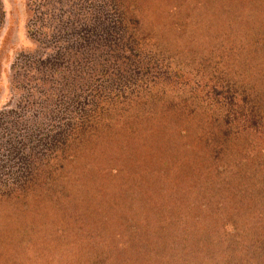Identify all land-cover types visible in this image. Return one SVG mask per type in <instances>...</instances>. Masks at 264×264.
I'll list each match as a JSON object with an SVG mask.
<instances>
[{
    "label": "rangeland",
    "instance_id": "obj_1",
    "mask_svg": "<svg viewBox=\"0 0 264 264\" xmlns=\"http://www.w3.org/2000/svg\"><path fill=\"white\" fill-rule=\"evenodd\" d=\"M74 1L0 0V264H261L264 0H157L126 60L97 29L85 64L69 18L100 4Z\"/></svg>",
    "mask_w": 264,
    "mask_h": 264
},
{
    "label": "trees",
    "instance_id": "obj_2",
    "mask_svg": "<svg viewBox=\"0 0 264 264\" xmlns=\"http://www.w3.org/2000/svg\"><path fill=\"white\" fill-rule=\"evenodd\" d=\"M145 1L149 2V4L144 5L143 3ZM73 3L74 4L77 3L80 5H82V3H83V4L88 5V7L91 6L92 4L93 5L94 4H100V9L97 12L82 11V14H79L78 10H76V12H75V10L72 8V5H71L70 8H72V12H74V14H71L72 17L69 18V21L72 22L71 25H73L72 26L73 28L80 29V34H79V36L75 35V38H74L75 43L73 42L74 44L72 43L71 46L65 47L67 54L64 52V54L61 55L60 53H61L62 48H57V50L59 51L58 54L61 55L62 57H64L63 55L71 54V57H69L70 59H74V62L77 61V59H82V61H84V64H85V59H88L89 56H92L91 53L89 52V49H88L90 46L89 42L91 40L88 38H90V36H92L91 33L97 29H100L101 31H103V33H100V32L95 33L96 34L95 39L100 40V44H101V46L98 45V47L100 46V47H102V49L105 48L106 53H110L112 56L114 55V53L117 56V53H118V56L121 55L123 57V59L126 60V58H125L126 53L127 52L130 53L134 49V47L132 46L133 41L131 39V34L133 33L132 29H136L140 25H143L142 19L145 20L148 16V13H150V12L152 13L151 10L146 12L147 7H151V9L154 11V9L157 7L155 4H157V5L161 4V3H158L157 0H76ZM85 8H86V6H85ZM99 18H104V19H103V21H99ZM88 21H89V24H88ZM97 24H99L101 26L103 25L102 28H101V26H100V28H98ZM91 25H92V27H90ZM83 29L86 31V34H88V37L86 36V34H84ZM75 46H76V48H74ZM49 55H51V54H49ZM79 56H81V58H79ZM44 57H47V55ZM119 58H120V56H119ZM60 59H62V58H60ZM79 62L83 64V62H81V61H79ZM76 71H78V70H76ZM181 72H179L178 69L175 71V73L176 74L178 73V75H180ZM236 76L237 75L233 76V80L235 79ZM75 78H76V76H75ZM166 80L168 82H170L169 78L163 76L162 78H159L158 84L164 82L165 88H166L169 86L167 84ZM71 81H73V82H71ZM71 81H69L68 76H66V80L64 79V84L68 86L69 84L72 85L71 83H76L75 79H72ZM152 96L151 95L150 96H146V95L136 96V95H134L132 98V101H129V103L126 105V107L128 109L132 103H134V104L136 103V105H139L138 107L141 106V109L136 108L137 110H140V111L142 110L141 113H136V110H134L135 115L140 114L139 116H137L138 117L137 119H141L142 115L144 113H146V112H144L146 110L149 111L152 109V110H154V112L158 111V112H161L164 114L167 112V109H171L172 107L173 108L175 107V105L173 104V102H171V100H167L166 97L164 99L163 98L164 96H162V95H152ZM112 99H113V97L112 98L111 97H105L102 99V102H105V105H116V104L120 105L119 102H116L117 100L115 99V97H114L113 101H112ZM99 101H100V97L93 98L92 105H95V107H97V105H100ZM256 101H257V99L255 100V102ZM102 105H104V104H102ZM102 109L103 108L101 107L100 110H102ZM104 112H107V111H105L103 109L102 113H104ZM155 114L156 113H154V115ZM147 116H149V115H147ZM131 131L132 130L130 129L129 132H131ZM130 135L132 137L136 138L135 134H133L134 136L132 134H130ZM148 136L149 135L146 134V137H148ZM258 173H259V175L257 176V174H256L255 177H256V179L257 178L259 179L261 176L259 182H261V184H263V186H264V171H262V169H260V170H258ZM95 181L96 180H94V179L91 180V186L94 185L92 187L94 189H92L90 191V193L93 194V196L90 195V199L93 203H95V206L92 208H89V209H90V211L100 210V211L105 213V207L102 206L97 201V198L99 196L105 195L103 193V191L105 190V187H100V185L98 186V183L96 185ZM97 181H99V184H101V182H102L101 178H99V177H98ZM239 191L240 190H238L236 192H239ZM246 192L249 193V196H248V199L245 201V205L249 204V207H251L252 209H255L256 208L255 202H256V200H259V197L256 199L257 192L253 193L252 190H247ZM246 192H243V193H246ZM102 200L103 199H101V201ZM88 202H89V200L84 202V203H87V205H89ZM98 221H102V218H99ZM100 225L101 224H99L98 226H100ZM98 226H92L91 225L86 232L87 233H91L92 231L96 232ZM97 234H98V232H97ZM262 238H263L262 242L264 243V237H262ZM262 242L260 244L261 248L259 249L261 255H263V253H264V244H262ZM230 253L231 252H228L227 254L223 253L224 255L219 259L218 264H224L225 262H227L229 264L231 258L228 257V255ZM240 260H242V259H239L236 262V264H244L242 261L240 263ZM247 261L248 262L247 263L245 262V264H250L249 263L250 260H247ZM251 263L253 264V262H251ZM255 264H258V263H255ZM261 264H264V261Z\"/></svg>",
    "mask_w": 264,
    "mask_h": 264
}]
</instances>
